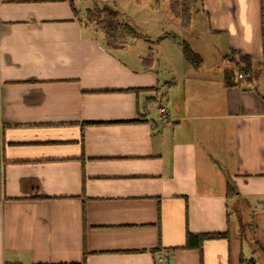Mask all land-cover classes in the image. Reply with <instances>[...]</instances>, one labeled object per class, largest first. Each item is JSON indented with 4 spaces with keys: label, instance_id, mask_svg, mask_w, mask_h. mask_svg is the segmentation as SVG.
Returning <instances> with one entry per match:
<instances>
[{
    "label": "crops",
    "instance_id": "0c3cea01",
    "mask_svg": "<svg viewBox=\"0 0 264 264\" xmlns=\"http://www.w3.org/2000/svg\"><path fill=\"white\" fill-rule=\"evenodd\" d=\"M200 3L186 29L150 12L225 36L209 65L177 33L108 50L81 0H0V264H264V0Z\"/></svg>",
    "mask_w": 264,
    "mask_h": 264
},
{
    "label": "trees",
    "instance_id": "16d2710c",
    "mask_svg": "<svg viewBox=\"0 0 264 264\" xmlns=\"http://www.w3.org/2000/svg\"><path fill=\"white\" fill-rule=\"evenodd\" d=\"M170 12L180 21L181 27L186 29L189 27L192 21V1L190 0H168ZM85 24L90 25L96 31L100 32L103 35L105 46L108 50H120L125 47L128 40L144 39L145 37L135 30L131 25L123 21L120 17V13L107 6H97L93 4L90 8L84 10V19L82 20ZM168 37L176 40V36L169 34ZM179 46L182 52V55L192 67L198 68L201 63V57L195 53L189 45L184 41H179ZM232 59L231 62L235 67L237 62L235 57H238L240 63L244 66V76L245 71L247 70V56H244L238 52L230 53ZM152 58L150 55L142 58V63L146 66L147 63H151ZM234 67L231 69V76H227V79L233 77V82L230 85H234ZM229 192H231L229 190ZM242 228V227H241ZM199 241L202 243L205 240H214V239H227L226 233H213V234H203L197 236ZM186 247H190V237L187 235L186 238Z\"/></svg>",
    "mask_w": 264,
    "mask_h": 264
},
{
    "label": "rangeland",
    "instance_id": "374dc122",
    "mask_svg": "<svg viewBox=\"0 0 264 264\" xmlns=\"http://www.w3.org/2000/svg\"><path fill=\"white\" fill-rule=\"evenodd\" d=\"M192 1V9H193V16L194 18L201 17V3L200 0H190ZM93 4L97 6L107 5L120 13V17L123 21L131 25L135 30L138 32H142L147 35L149 38L154 37L155 35H159L160 33H165L163 35H171L173 33H177L181 39L188 41L187 43H191V46L198 51L202 52L205 56L211 55L213 50V54L211 55V59L208 62L210 63H217V59L223 60V57L220 58L222 55L226 54L225 47H226V37H212L209 36L206 38L207 44H203L202 47L198 46L195 40L190 39L191 35L184 32H180V26L178 28L173 24L164 25L163 22L158 23L157 19H155V15L151 13L150 9L151 6L160 8L164 14L170 15V10L168 6V0H81V8H80V15L84 19V10L86 8H90ZM161 20V19H160ZM156 21V22H155ZM160 22V21H159ZM197 24V23H196ZM174 35V34H173ZM178 38V37H177ZM179 39V38H178ZM179 41H181L179 39ZM190 46V47H191ZM191 47V48H192ZM192 48V49H193ZM209 49V51L207 50ZM210 52V53H209ZM214 57V59H213ZM231 55L228 53L224 60L226 64H231ZM238 60V57H235V61ZM233 64V63H232ZM201 67V66H200ZM160 71V70H159ZM234 205L229 202V213L233 215L235 212ZM241 242L243 253L245 254V258L247 260L250 259L251 253H249V247L247 245L246 239L244 237V231H241Z\"/></svg>",
    "mask_w": 264,
    "mask_h": 264
},
{
    "label": "built area",
    "instance_id": "2783aa9c",
    "mask_svg": "<svg viewBox=\"0 0 264 264\" xmlns=\"http://www.w3.org/2000/svg\"><path fill=\"white\" fill-rule=\"evenodd\" d=\"M237 65L234 67V81L242 82L244 79V66L239 60H236ZM158 116L157 121L159 123L165 122L168 119V112L164 105L160 104L157 108ZM159 264H167L168 257L160 256L157 258Z\"/></svg>",
    "mask_w": 264,
    "mask_h": 264
}]
</instances>
